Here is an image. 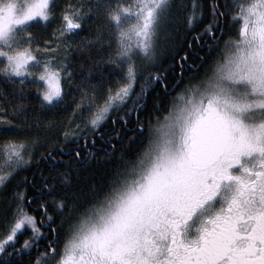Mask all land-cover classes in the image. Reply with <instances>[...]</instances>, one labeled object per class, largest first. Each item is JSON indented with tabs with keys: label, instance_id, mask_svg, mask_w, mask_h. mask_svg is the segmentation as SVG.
Segmentation results:
<instances>
[{
	"label": "snow or ice",
	"instance_id": "obj_1",
	"mask_svg": "<svg viewBox=\"0 0 264 264\" xmlns=\"http://www.w3.org/2000/svg\"><path fill=\"white\" fill-rule=\"evenodd\" d=\"M0 215V264H264V0H0Z\"/></svg>",
	"mask_w": 264,
	"mask_h": 264
},
{
	"label": "trees",
	"instance_id": "obj_2",
	"mask_svg": "<svg viewBox=\"0 0 264 264\" xmlns=\"http://www.w3.org/2000/svg\"><path fill=\"white\" fill-rule=\"evenodd\" d=\"M82 35H87V31L83 32ZM191 36H192V33L189 32V33L187 34V38L190 39ZM113 82H114V81H113ZM50 115H54V113H50ZM25 174H29V175H30V174H31V170H29V171H28L27 173H25ZM30 210H31V209H30ZM1 217H2L3 220H5L4 217H3L2 215H1ZM45 231H47V229H45ZM42 243H43V241H42Z\"/></svg>",
	"mask_w": 264,
	"mask_h": 264
},
{
	"label": "rangeland",
	"instance_id": "obj_3",
	"mask_svg": "<svg viewBox=\"0 0 264 264\" xmlns=\"http://www.w3.org/2000/svg\"><path fill=\"white\" fill-rule=\"evenodd\" d=\"M4 225H5V220H3L2 217H1V215H0V231L3 230Z\"/></svg>",
	"mask_w": 264,
	"mask_h": 264
}]
</instances>
